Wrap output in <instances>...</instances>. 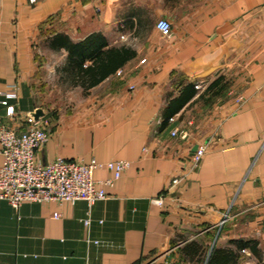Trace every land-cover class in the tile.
<instances>
[{"label":"crops","instance_id":"obj_1","mask_svg":"<svg viewBox=\"0 0 264 264\" xmlns=\"http://www.w3.org/2000/svg\"><path fill=\"white\" fill-rule=\"evenodd\" d=\"M263 2L0 0V89L16 86L8 101L19 116L48 120L36 159L129 161L117 178L106 166L94 169L106 197L90 207L50 200L15 209L0 199V264H167L164 253L173 248L177 260L168 264H204L179 248L201 240L207 256L232 238L255 239L263 262ZM159 18L169 22L168 35L156 27ZM56 34L72 43L89 38L102 49L127 45L135 53L83 89L67 76L70 53L55 43ZM43 72L73 92L72 108L55 115L40 109L33 83ZM221 75L225 90L205 94ZM178 96L183 103L163 123ZM0 117L19 122L5 116L3 105ZM176 124L189 127L188 137L170 135ZM205 139L198 167L186 170L196 142ZM180 175L157 204L154 198ZM241 253L239 264H263L249 249Z\"/></svg>","mask_w":264,"mask_h":264},{"label":"built area","instance_id":"obj_2","mask_svg":"<svg viewBox=\"0 0 264 264\" xmlns=\"http://www.w3.org/2000/svg\"><path fill=\"white\" fill-rule=\"evenodd\" d=\"M155 25L164 35L170 33L167 19L159 18ZM15 87L14 84H9L7 90L0 89V105L5 107V116L12 122L19 118L17 124H8L0 117V199L6 200L15 209L23 202L50 200L58 202L83 200L90 207L97 200L104 199L106 193L102 186L103 181L94 178V169L106 166L117 178L129 166V161L83 162L56 156L45 163L40 162L36 159L35 151L48 139V120L43 116L36 117L29 113L22 117L16 114L14 104L8 101L9 98L16 97ZM195 87L203 88V84L197 83ZM237 99H241V96ZM175 120V116L169 118L170 122ZM170 135L184 139L188 134L182 130L180 124H176L170 129ZM209 143V140L205 139L195 144L196 147L187 161L188 168L198 167ZM182 177H172L164 193L154 198V201L161 204ZM59 215L57 212L54 214L55 217ZM83 221L89 224L90 217L86 216Z\"/></svg>","mask_w":264,"mask_h":264},{"label":"trees","instance_id":"obj_3","mask_svg":"<svg viewBox=\"0 0 264 264\" xmlns=\"http://www.w3.org/2000/svg\"><path fill=\"white\" fill-rule=\"evenodd\" d=\"M54 40L57 44H64L70 53L67 76L74 84L82 86L83 89L99 83L133 57L135 53L127 45L110 46L104 49L100 45L95 47L94 40L90 41L89 38L81 43H72L66 37L56 34ZM87 57L91 59L90 64L84 63V59ZM226 82L224 76L221 75L206 87L204 93L219 95L225 90ZM182 103L179 96L170 100L169 108L172 110H167L163 123L174 112L173 107L177 105L176 108H178ZM244 248H248L256 259L262 262V252L255 239L232 238L225 245L213 246L207 256H205V246L202 241L192 239L179 248V253L185 257L194 258L196 261H204V264H239ZM262 263L264 264V260Z\"/></svg>","mask_w":264,"mask_h":264},{"label":"rangeland","instance_id":"obj_4","mask_svg":"<svg viewBox=\"0 0 264 264\" xmlns=\"http://www.w3.org/2000/svg\"><path fill=\"white\" fill-rule=\"evenodd\" d=\"M47 59H49V58H47ZM44 62L46 64V61H44ZM54 77H55V75L52 72H48V73L43 72L41 74L36 75V78H35L36 83H33L34 93L40 102V109L45 110L48 113V115H52V114L55 115L59 111L62 112L64 110H66V111L69 110L70 108L73 107V101H74L73 92L72 91L68 92L69 90L67 92L66 91L64 92L62 89H59L56 86L57 84L55 83ZM180 125L182 126V130H185L186 133L189 135L190 134L189 127L186 124H180ZM188 135H187V137H188ZM187 168H186V170H191L190 168H188V169ZM223 222L224 221H222V223H221L222 225H224V224L228 225L229 224V223H226V222L223 223ZM210 239H211V237H209V240ZM206 240H207V238H206ZM206 251H207V248H206ZM242 252L247 253L248 248H244L242 250ZM164 254H166L165 256H167V257L169 256L168 257V263H173V262H175V260H177L176 259V257H177L176 248H175V250H174V248L167 250ZM206 254L207 253L205 252V255Z\"/></svg>","mask_w":264,"mask_h":264},{"label":"water","instance_id":"obj_5","mask_svg":"<svg viewBox=\"0 0 264 264\" xmlns=\"http://www.w3.org/2000/svg\"><path fill=\"white\" fill-rule=\"evenodd\" d=\"M33 115H35L37 117L38 114L36 113V114H33ZM195 147H196V145L194 146L193 150L195 149Z\"/></svg>","mask_w":264,"mask_h":264},{"label":"snow or ice","instance_id":"obj_6","mask_svg":"<svg viewBox=\"0 0 264 264\" xmlns=\"http://www.w3.org/2000/svg\"><path fill=\"white\" fill-rule=\"evenodd\" d=\"M161 27H163V25H161Z\"/></svg>","mask_w":264,"mask_h":264}]
</instances>
